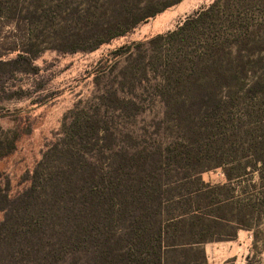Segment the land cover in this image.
<instances>
[{
	"label": "trees",
	"instance_id": "obj_1",
	"mask_svg": "<svg viewBox=\"0 0 264 264\" xmlns=\"http://www.w3.org/2000/svg\"><path fill=\"white\" fill-rule=\"evenodd\" d=\"M182 1L0 0V19L4 17L19 32L47 19L53 7L61 16L59 29L45 46L29 29L14 43L13 69L26 73L37 69L34 62L46 50L93 52ZM253 2L261 7L259 17L264 19V0H215L176 30L149 42L165 48L158 93L167 105V123L214 120L238 98L263 97L264 83L239 82L235 63L238 59L242 68L252 63L243 61L238 43L264 28L263 20H249ZM224 22V30L229 31L226 39L218 27ZM177 45L183 56L179 50L175 57L166 53ZM136 47L138 43H131L120 50L131 54ZM182 61L191 66L187 69ZM257 62L264 66L262 60ZM197 63L204 66L198 77L187 71ZM234 87L236 92H229ZM173 102L176 112L171 110ZM94 120L82 124L77 118L69 124L71 129L48 147L16 195L0 190V264H207L203 245L235 240L239 230L251 228L244 207H264L263 154L256 152L253 160L244 163L245 174L233 177L234 162L213 154L211 148L218 141L200 129L192 131L194 136L206 137L191 143L174 138L156 156L142 158L117 150L118 140L106 123ZM19 138L16 134L0 142L4 150L0 159L15 151ZM257 144L262 146L264 140ZM219 167L227 184L203 180L204 173ZM249 168L261 173L258 187L253 186L258 193L239 201L245 204L237 210L238 216L222 215L226 210L233 214L234 198L224 191L234 180H251H245ZM142 173L146 175L141 177Z\"/></svg>",
	"mask_w": 264,
	"mask_h": 264
},
{
	"label": "rangeland",
	"instance_id": "obj_2",
	"mask_svg": "<svg viewBox=\"0 0 264 264\" xmlns=\"http://www.w3.org/2000/svg\"><path fill=\"white\" fill-rule=\"evenodd\" d=\"M214 1L184 0L148 23L140 25L133 32L116 38L93 52L58 54L46 50L40 53L34 62L37 69H30L26 73L13 69L12 60L16 54L11 49L14 48V43L20 42L19 40L24 38V35L27 36L26 33L31 30L33 35L39 36L37 41L45 46L52 40L54 31L59 29L58 22L61 16L59 18L53 7L47 19L43 18L34 27L27 25L19 31L21 33L15 31L14 26L9 25L8 20L2 17L0 142L5 137L11 139L16 134H20V138L16 142L15 151L0 159V190L8 196L16 195L26 186L25 179L42 159L48 147L64 137L67 130L69 131V124L77 118L82 124L90 123L92 117L97 122L106 123L118 140L117 150L129 151L142 158L156 156L159 150L174 138L191 143L192 139L199 140L210 135L211 139L218 141L211 148L212 153L222 155L224 162H234L233 177L245 174L243 165L247 159L253 160L256 152L264 156V144L262 146L257 144L264 140V93L261 99L256 100L245 96L236 99L234 95L236 100L231 102L229 110L220 111L214 120L207 121L203 117L192 124L185 120L167 123L165 119L167 105L165 107V101L158 93L161 86L158 78L163 72L160 59L164 57L165 48L164 45L162 47V43H149L161 35L176 30L187 18ZM257 5L253 2L249 6L248 17L251 23L264 21L259 17L261 7ZM219 17L220 20H225L222 14ZM223 25L225 22L221 26L218 25L219 32L226 39L229 38L227 35L229 31L224 30ZM234 35H239L238 29ZM131 43L139 44V47H136L138 49L133 48L131 54L120 50L124 45ZM238 44L239 49L243 50H240L241 56H244L243 61L245 63L246 59L252 61L250 65L246 63L245 68H242V63L238 59L235 61L238 66L237 75L241 76L239 82L251 84L258 80L260 84L264 83V66L257 62L258 60L264 62V28L259 30L257 28L255 36L253 33L247 39L242 37ZM191 49L194 52L198 50V44L191 46ZM178 50L183 56L182 48L178 45L166 53L175 57L178 56ZM190 60L194 61L193 58ZM197 60L195 59V62ZM181 63L187 69L191 66L183 61ZM203 67L197 63L193 69L187 71L198 77L202 74ZM248 70L250 73H247ZM246 73L248 78L244 77ZM236 90L234 87L229 92L234 93ZM174 103L171 110L176 112ZM197 129L206 136L195 137L192 131ZM202 150L206 153L207 147H203ZM3 151L2 146L0 154ZM143 169L145 172L148 171L145 166ZM246 174L245 180H251H234L231 187L224 191L226 194L229 192L234 198L233 214L226 210L222 215L238 216L237 210L243 208L241 205L245 204V201L241 203L239 201L244 200L247 194L258 193L256 187L259 185L261 173L253 172L249 168ZM145 175L146 173H142L141 177ZM202 178L213 184L228 183L224 169L220 167L204 173ZM233 187L236 189L231 191L230 188ZM244 209L251 224L250 230H239V233L250 236L246 264H264V207L253 205ZM1 218L0 215V220Z\"/></svg>",
	"mask_w": 264,
	"mask_h": 264
},
{
	"label": "crops",
	"instance_id": "obj_3",
	"mask_svg": "<svg viewBox=\"0 0 264 264\" xmlns=\"http://www.w3.org/2000/svg\"><path fill=\"white\" fill-rule=\"evenodd\" d=\"M248 233L249 232H245ZM250 236L237 233L233 241L213 242L203 245L207 264H246V251Z\"/></svg>",
	"mask_w": 264,
	"mask_h": 264
}]
</instances>
